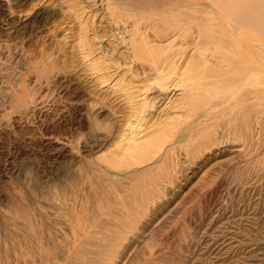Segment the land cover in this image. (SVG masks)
<instances>
[{
    "label": "rangeland",
    "instance_id": "rangeland-1",
    "mask_svg": "<svg viewBox=\"0 0 264 264\" xmlns=\"http://www.w3.org/2000/svg\"><path fill=\"white\" fill-rule=\"evenodd\" d=\"M152 1L0 0V264H264V36L253 137L231 133L229 82L198 107L190 65L247 37Z\"/></svg>",
    "mask_w": 264,
    "mask_h": 264
},
{
    "label": "bare ground",
    "instance_id": "bare-ground-1",
    "mask_svg": "<svg viewBox=\"0 0 264 264\" xmlns=\"http://www.w3.org/2000/svg\"><path fill=\"white\" fill-rule=\"evenodd\" d=\"M156 1L157 0H154L152 2H149L146 5H148V7H153L154 5L157 4ZM202 1L208 2L209 5H210V8L212 10V13H214L216 15V17L219 18L222 21V22L220 21V24H223L225 27L229 28V30H228V35L229 36L230 35H239L240 38H242L244 36L247 37V43H248L247 46H248V54H249V57H248V59H242L243 56L242 57L239 56V53L238 54L236 53L233 56V58H229L227 56H223L222 61H223V63H224V65H225L226 68H222L221 65H215V66L213 65L212 67H214V69L213 68L212 69L204 68L205 67L204 66V64H205L204 63L205 62L204 60H203L204 62L198 60L199 61V63H198L196 61L197 59H194L195 62H193L194 61L193 60L190 66H192V67H194L196 69L195 70L196 73H195L194 76L193 75H190L191 77L189 76L190 80L192 78H195L196 79L195 82H193L191 84V87H190V90H191L190 94L192 96V101H194L196 104L202 102V104H200L198 106V107H201L203 105V103L204 104L206 103V99L200 100L198 93L195 92V91H197L196 89H199V88L206 89L208 86H214V84H216V85L218 84V85H221L222 86L223 84H225V82H229L228 84L230 86V88H229L230 94H229L228 98L225 99V100H222L220 102H212V104L210 106H212V109H214V111H215L217 108L222 107L225 103L232 102V105H233V108H234L233 110L234 111L233 110L231 111V114H232L233 117L231 119L232 120L231 124H229L230 126H227L228 127V132L237 133V132H239L241 130H244V131H246V135H251V137H253V130H254L253 129V125L255 124V121H256V114H255L256 113V94L254 92V89H256L254 87H256V86H254L253 80L255 79L256 75H255L253 57H251L252 56V47L255 46V44L253 43L252 38L254 39V33H256V32L259 33V34H261L262 36H264V3H263L262 0H202ZM182 6H185V5H182ZM186 6H188V5H186ZM177 10L179 11L181 9L178 8ZM175 12H177V11H175ZM226 34H224V35H226ZM223 43H225V41H223ZM236 45H238V44H236ZM214 51H216V49ZM242 54L244 55L245 53L242 52ZM194 57H196V56L194 55ZM192 67H191V70L193 69ZM256 71H258V70H256ZM254 75H255V77H254ZM263 80H262V82H263ZM186 81H189V80H186ZM258 93H260V92H258ZM214 113L215 114L221 113V111L218 110L217 112H214ZM213 115L214 114H210V113H208V114L205 115L206 116L205 125L207 123H211V121L214 119V118H212ZM203 116L204 115L200 116V118H202ZM259 124H260V126L262 128H264V119L261 120V122H259ZM193 126H194V123L191 124L188 128H185L181 132V134L179 136V140L180 141L191 140L194 136H201L203 134V130L202 131L201 130H197V131H194V133L191 136V134L189 133V130L192 129ZM205 128H207V126H205ZM159 138L160 137H158V136L151 137L150 138V140H151L150 143L151 144L156 143ZM250 141H251V139H250ZM87 171H89V170H87ZM91 171H93V169ZM86 190H85V192H86ZM37 193H38V191H37ZM23 210H25V209H23ZM29 214H31L30 211H29ZM24 215H25V213H24ZM84 216H86V215H84ZM21 219H23V218H21ZM33 219H34V216H33ZM26 230H28V228H26ZM3 233H4V230H3ZM23 233H24L23 235H25L26 234V231H23ZM37 233H38L39 236L42 235L41 234L42 232L39 233V230H38ZM6 237H7V235H6ZM45 238H46V236H45ZM5 240H7V238ZM19 240H21V239H19ZM26 241L27 242H30V241H28V238L26 239ZM19 244H20V242H19ZM6 249H7V247H6ZM15 250H16V248H15ZM7 254L9 255L10 252L7 253ZM11 254H12V252H11ZM21 256H22V254H21ZM3 259H4V257H3ZM5 259H6V257H5Z\"/></svg>",
    "mask_w": 264,
    "mask_h": 264
}]
</instances>
